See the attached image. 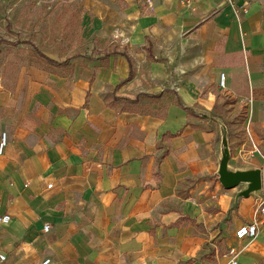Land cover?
I'll return each mask as SVG.
<instances>
[{
	"label": "crops",
	"instance_id": "0c3cea01",
	"mask_svg": "<svg viewBox=\"0 0 264 264\" xmlns=\"http://www.w3.org/2000/svg\"><path fill=\"white\" fill-rule=\"evenodd\" d=\"M151 1L99 0L112 50L0 76V264H224V236L264 264V223L234 235L264 197V0ZM227 153L262 187H225Z\"/></svg>",
	"mask_w": 264,
	"mask_h": 264
},
{
	"label": "rangeland",
	"instance_id": "374dc122",
	"mask_svg": "<svg viewBox=\"0 0 264 264\" xmlns=\"http://www.w3.org/2000/svg\"><path fill=\"white\" fill-rule=\"evenodd\" d=\"M99 7V0H0V76L12 77L27 65H57L47 57L65 59L112 50L95 28ZM230 129L232 153L244 142L242 151L248 153L252 141L247 129L241 125ZM251 158L239 156L236 162L249 165ZM226 239L217 242L220 256L227 250ZM211 255L219 264L216 252Z\"/></svg>",
	"mask_w": 264,
	"mask_h": 264
},
{
	"label": "built area",
	"instance_id": "2783aa9c",
	"mask_svg": "<svg viewBox=\"0 0 264 264\" xmlns=\"http://www.w3.org/2000/svg\"><path fill=\"white\" fill-rule=\"evenodd\" d=\"M149 5H151L152 1L151 0H146ZM183 3H190L192 0H180ZM220 86L222 88L226 87V73L222 72L220 75ZM8 144V133L6 131H0V154H2L5 151V148ZM52 183L48 184V187H52ZM255 213L257 215V218L248 223H244L240 225L236 230H235V238L238 240H243L246 238H253L257 236L259 232L260 225L264 223V197L258 204V206L255 209ZM10 218L9 214H5L0 216V221L6 222ZM50 230V224L45 223L44 225V231L48 232ZM240 249L237 245H229L227 247V250L225 252L226 256V262L224 264H240L239 263V257H240ZM7 260V256L5 253H3L0 250V263H3ZM50 263V258L44 259L42 262L39 264H49Z\"/></svg>",
	"mask_w": 264,
	"mask_h": 264
},
{
	"label": "water",
	"instance_id": "95a60500",
	"mask_svg": "<svg viewBox=\"0 0 264 264\" xmlns=\"http://www.w3.org/2000/svg\"><path fill=\"white\" fill-rule=\"evenodd\" d=\"M228 159L227 153L220 169V180L225 187H233L243 181L250 182V191L262 187V171L260 169L230 172L227 168Z\"/></svg>",
	"mask_w": 264,
	"mask_h": 264
},
{
	"label": "trees",
	"instance_id": "16d2710c",
	"mask_svg": "<svg viewBox=\"0 0 264 264\" xmlns=\"http://www.w3.org/2000/svg\"><path fill=\"white\" fill-rule=\"evenodd\" d=\"M47 58H48V60L51 61V62H56V61H54L53 59H51V58H49V57H47Z\"/></svg>",
	"mask_w": 264,
	"mask_h": 264
}]
</instances>
